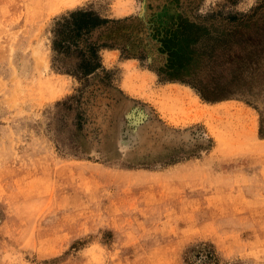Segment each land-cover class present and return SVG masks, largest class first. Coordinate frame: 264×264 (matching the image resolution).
Listing matches in <instances>:
<instances>
[{"label": "rangeland", "instance_id": "obj_1", "mask_svg": "<svg viewBox=\"0 0 264 264\" xmlns=\"http://www.w3.org/2000/svg\"><path fill=\"white\" fill-rule=\"evenodd\" d=\"M0 264H264V0H0Z\"/></svg>", "mask_w": 264, "mask_h": 264}, {"label": "trees", "instance_id": "obj_2", "mask_svg": "<svg viewBox=\"0 0 264 264\" xmlns=\"http://www.w3.org/2000/svg\"><path fill=\"white\" fill-rule=\"evenodd\" d=\"M68 18L72 20V28L75 32L80 33L82 30H85V32H89L90 30L94 29L98 25L104 23L103 20H101L98 17L92 16L90 12H85L82 10H77L74 12H71L69 16H67L64 21L68 22ZM60 23H57V26H60ZM55 32V40L53 41L52 50L55 52H58L62 50L64 47L63 45L58 41V30H53V33ZM93 48V47H91ZM87 70H84L82 73V76H88L92 72L96 71L98 68H100L99 62H88L87 63Z\"/></svg>", "mask_w": 264, "mask_h": 264}, {"label": "bare ground", "instance_id": "obj_3", "mask_svg": "<svg viewBox=\"0 0 264 264\" xmlns=\"http://www.w3.org/2000/svg\"><path fill=\"white\" fill-rule=\"evenodd\" d=\"M55 2L64 8H70L75 5V0H55Z\"/></svg>", "mask_w": 264, "mask_h": 264}]
</instances>
